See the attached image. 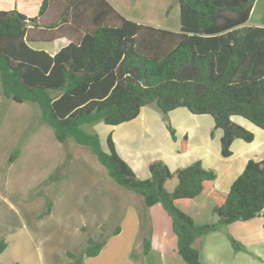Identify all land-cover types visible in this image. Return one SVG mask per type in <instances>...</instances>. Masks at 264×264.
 Returning a JSON list of instances; mask_svg holds the SVG:
<instances>
[{"label": "trees", "instance_id": "16d2710c", "mask_svg": "<svg viewBox=\"0 0 264 264\" xmlns=\"http://www.w3.org/2000/svg\"><path fill=\"white\" fill-rule=\"evenodd\" d=\"M255 1L175 0L178 32L126 19L106 0H42L34 18L0 10V116L10 102L33 107L8 163L18 158L30 134L41 125L49 126L65 149V159L40 188L65 179L74 159L70 145L87 149L113 183L137 195L145 209L159 204L171 219L178 257L185 264H202L203 237L261 214L264 219V159L248 161L227 193L213 191L217 221L197 225L177 203L199 197L204 184L216 178L212 170L197 161L171 172L163 162L154 161L148 166L150 177L140 180L118 156L110 135L106 151L102 149L93 126L130 122L144 107H153L164 120L169 112L183 108L212 118L214 129L222 131L223 158L232 155L234 140L252 142L253 133L232 118L240 117L264 132V27L247 25ZM49 11H58L59 20L46 30L71 34L69 45L53 56L28 46L55 39L47 31L30 30L39 27ZM167 130L175 141L168 122ZM185 142L180 143V153L186 150ZM173 179L176 186L168 191L165 185ZM50 208L48 198L46 214ZM113 221L115 216L101 226L98 239L88 236L79 254L68 253L69 264L98 256L109 237L120 231ZM228 239L234 251H244L240 243ZM5 248L0 241V253ZM149 250V239L143 238L141 256ZM132 258L136 260L134 253Z\"/></svg>", "mask_w": 264, "mask_h": 264}, {"label": "crops", "instance_id": "0c3cea01", "mask_svg": "<svg viewBox=\"0 0 264 264\" xmlns=\"http://www.w3.org/2000/svg\"><path fill=\"white\" fill-rule=\"evenodd\" d=\"M106 1L118 11L120 15L126 19L129 18L117 8V5L113 0ZM41 2L42 0H12V7H8L9 3L5 0L1 2L2 7L0 6V10H17L28 18H34L39 12ZM4 4L6 6L3 7ZM259 5L261 7L260 14L257 12ZM58 15V11H49L47 15L41 18L38 22L40 23L39 27L32 28L30 26V30L33 32L47 31L45 32L46 34L56 35L55 39L49 42L28 43V46L31 49L44 51L50 56H53L62 48L69 45V33L46 30V25L58 22ZM247 25L251 27H264V0L255 1ZM178 31L179 30H177V32ZM1 105L0 99V113ZM169 117V120L172 118L173 120L184 122V124H189L187 126L174 127V132H176L175 141L171 140L167 130L163 132L164 128L158 121L159 117L157 112L146 108L141 109L139 116L133 121L115 127L107 126L110 130L105 131V141L110 135L116 153L140 180H146L150 177L148 166L154 161L163 162L171 172L199 161L203 168L212 170L215 173L216 178L214 181L204 184L203 191L197 198H200L204 194H208L212 200L211 193L213 191L219 193H227L229 191L230 186L242 173L248 161L253 160L258 162L264 159V132L240 117H233L232 121L253 133L254 139L250 143H246L240 139L234 140L230 148L232 155L229 158H223L220 154V139L222 131L220 129H214V123L211 117L207 115H192L183 108L169 112ZM147 118L155 119L157 121L156 125H147ZM236 118L246 122L236 120ZM42 130L48 131V128L41 125L35 132L25 139V142L20 149V154L16 160H18L23 154L27 143H29L33 137ZM49 136L51 137V135ZM183 139H186V150L184 153L178 155L180 150L178 152L177 146ZM99 140L103 149L104 146L101 143V139ZM170 140L172 141L171 143ZM54 145V147L58 149V153L53 158L54 163L52 165L53 167H51L52 169H55L58 165L62 164L65 159V150L62 148L63 146L57 141ZM59 145L62 146V150ZM14 162H12V164ZM65 175V179L60 181L62 185L61 187H64V191H66V193H63L62 195H65L66 197L73 196L80 190V196L83 195L84 198L88 197L90 199L86 207L90 209L88 210V213L85 214L86 218L81 217L82 215L80 212H82V209L80 206L81 200H83L82 198L78 202V206L72 210L76 212V216L79 214V217L74 216L72 222L67 219L63 224L54 226L50 229L52 230V235L55 233L58 234L59 232L65 234L66 238L64 240H71V244L59 248L60 251L58 253L61 262L57 261V254L48 251L44 252L43 257H40V264H69V259L67 257L68 253L77 255L83 251L87 246L88 236L96 240L101 226L110 223L113 216H115V221H113V223L120 228L119 233L109 237L100 254L93 258H86L84 264H143L147 256H141L142 241L143 238L146 237L149 239L150 247L153 246V244L157 245L161 249L160 252L163 255L166 254L172 246L176 247V237L172 231L171 219L159 204L154 205L149 209H145L142 205L141 199L138 198L137 195V197H134L124 194L127 199L131 201L130 203L123 205V203L118 201V199H120L119 195H121L122 192H119L116 190L117 188H114L116 184L114 185L110 180L112 183L110 185L113 187L106 189L102 179L99 177L96 166L94 167L85 161L74 158L65 170ZM0 197L5 200L7 199L2 193H0ZM189 205L190 201H180L177 203L178 208L191 216L189 213ZM205 206L207 205H203L202 208L204 209ZM97 208H100V211L103 210V213L99 216ZM9 211L12 212V209L9 208ZM83 211L85 210L83 209ZM52 212L53 209L44 215L43 218L51 219L53 217ZM82 213L84 214V212ZM64 214H67L65 209ZM191 217L193 218V216ZM34 219L35 221L31 224H28L26 223L27 221H25V224L20 227H15L18 225L12 227V219L4 220L0 217V241L6 243V248L0 253V264H18V262H20L19 259L16 258L12 260V245L10 243L12 237L16 239L19 238V241H16V243L22 248L34 245L44 247L48 244L47 242L50 237V230L47 227L48 225L43 223L41 215H37ZM117 221H119L118 224L116 223ZM253 222L258 223L257 231L254 230V227L252 229L249 226V224ZM239 223L244 226L234 228L233 225ZM225 227H230V229L235 230L232 235L239 238L241 242L240 244L244 247V251H240V253L246 255L250 254L255 258L262 257V251H260L261 248L259 249L260 246L264 247V241H262V237L264 236V219L262 214L253 220L236 222ZM224 228L220 231L209 233L203 237L199 244L200 261L202 264H241L242 258L238 256L237 252L233 250L231 245L228 247L227 244L223 242ZM238 229L245 230L248 237L242 238L239 237L240 235L237 233H234L237 232ZM93 234H97V236H94ZM133 253L136 260L132 258Z\"/></svg>", "mask_w": 264, "mask_h": 264}, {"label": "rangeland", "instance_id": "374dc122", "mask_svg": "<svg viewBox=\"0 0 264 264\" xmlns=\"http://www.w3.org/2000/svg\"><path fill=\"white\" fill-rule=\"evenodd\" d=\"M5 0H0L1 2ZM117 8L126 16L128 19L136 21V23L149 25L156 28L166 29L169 31L177 32L179 30V11L177 5H174L175 0H113ZM8 7H12V0H7ZM261 4V3H260ZM6 6L5 4L3 7ZM4 9V8H2ZM258 14L261 13V7L259 5ZM167 14V15H166ZM149 110H154L157 112L159 117V122L163 126V132L167 130V122L170 124L171 128L174 130V127L187 126L189 124H184L177 120H169V113L167 114V120H164L162 115L153 107H144ZM33 115V107L29 104H17L10 102L3 109V113L0 116V193H2L6 200L0 197V217L4 220L12 219V227H20L26 223L31 224L35 221L37 215H41L43 223L48 225V229H52L54 226L63 224L67 219L72 222V219L79 217L75 215L76 212L72 211L73 208L78 206V202L81 200V217L86 218L85 214L88 213L90 208H86L90 199L88 197L84 198L83 195H79V192L75 193L73 196L62 195L66 193L64 187H61V182L52 185L50 188L43 187L40 184L47 179V177L55 170L52 169L54 163V156L58 153L54 144L56 141L53 137L52 129L47 125L45 128H48V131H40L37 133L33 139L27 143L26 149H24L23 154L18 160L13 164H9L8 160L10 154L16 148L19 139L23 135L22 133L28 127L30 122V117ZM135 120V119H134ZM236 120H241L236 118ZM133 121V120H132ZM171 121V122H170ZM189 121V120H188ZM242 122H246L241 120ZM140 122V121H139ZM157 121L153 118H147V125L154 126ZM110 130L109 127L102 123H98L93 126V131L98 134L101 139V143L104 146L103 150H106L105 145V131ZM168 131V130H167ZM169 133V132H168ZM51 135V137L49 135ZM170 135V134H169ZM176 136V132H174ZM172 140V139H171ZM170 140V143L173 141ZM25 140L23 141V143ZM55 142V143H54ZM21 144V147L23 145ZM60 149H61V145ZM64 148V147H62ZM62 150V149H61ZM65 150V149H64ZM68 150L72 153L75 159L85 161L96 166L98 170L99 177L102 179V182L106 189L113 187L110 184L111 179L107 176L105 170L97 162L95 156L84 148H78L74 145H70ZM177 150H180V143H178ZM62 152V151H61ZM181 153H178L180 155ZM59 166V165H58ZM111 180V181H110ZM113 182V181H112ZM115 185V184H114ZM176 186V180L168 182L166 188L170 191L173 190V187ZM114 188L119 192H122L119 195L120 199L118 201L123 203V205L130 203L131 200L127 199L126 195L137 197L135 194L124 190L123 188L115 185ZM37 191L43 193L37 195ZM55 196V199H54ZM50 199L51 208L53 209L51 219H44L46 215V200ZM139 198V197H138ZM75 201V203H74ZM74 203V204H73ZM205 208L203 209V205ZM56 205V207H55ZM212 200L208 194H204L200 198H197L193 201H190V210L189 213L194 218V222L197 225L202 224H212L215 223L217 218L211 213ZM9 208L12 209V212L9 211ZM64 209L67 211V214H64ZM83 209L85 211H83ZM98 209V216L103 213V210ZM97 214V213H96ZM33 218V220H32ZM28 219V220H27ZM40 220V219H39ZM235 227L244 226L241 223L233 225ZM249 226L257 231L258 223H250ZM228 228V229H227ZM223 242L230 247V242L228 236L232 237L238 243H241L239 238L233 236L232 233L235 230L230 229V227H225L223 229ZM94 233V232H93ZM96 233V232H95ZM230 233V235H229ZM239 237L247 238L246 231L243 229H238L237 232ZM94 236L97 234H93ZM99 235V233H98ZM98 237V236H97ZM96 237V239H98ZM258 237V236H256ZM66 238L65 234L59 232L58 234L52 235V230H50L49 241L46 246H30L22 248L17 245L16 241H19V238L16 239L12 237L10 240L12 245V260L14 258L19 259L18 264H40V257L44 256V252H54L57 254V261L61 262L59 256V251L61 246L71 244V240H64ZM9 241V240H8ZM264 241V236L262 237ZM260 243V241H259ZM50 245V246H47ZM261 248L262 257L255 258L250 254L240 253L236 251L238 256L242 258L241 264H264V247ZM174 249V250H173ZM161 249L153 244L150 247L149 254L144 260L143 264H185L177 255L176 247L172 246L171 249L166 254H161ZM230 254V253H229ZM41 255V256H40ZM11 256V255H10ZM9 259V257H8ZM7 259V260H8ZM56 261V262H57ZM255 261V262H254ZM119 264V263H115Z\"/></svg>", "mask_w": 264, "mask_h": 264}]
</instances>
